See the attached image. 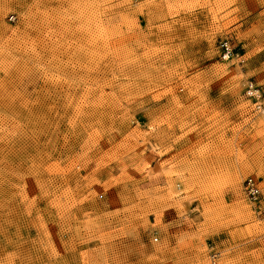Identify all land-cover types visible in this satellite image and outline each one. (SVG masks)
Here are the masks:
<instances>
[{"label":"rangeland","instance_id":"rangeland-1","mask_svg":"<svg viewBox=\"0 0 264 264\" xmlns=\"http://www.w3.org/2000/svg\"><path fill=\"white\" fill-rule=\"evenodd\" d=\"M248 80L264 0H0V264H264Z\"/></svg>","mask_w":264,"mask_h":264},{"label":"built area","instance_id":"built-area-1","mask_svg":"<svg viewBox=\"0 0 264 264\" xmlns=\"http://www.w3.org/2000/svg\"><path fill=\"white\" fill-rule=\"evenodd\" d=\"M219 47L221 49V57L223 59H232L241 57L238 50L229 39H221L219 41ZM226 56V58H224ZM242 62V60H240ZM244 94L252 101L253 110L255 112H264V94H262L261 88L252 81H246L244 87ZM244 192L248 201L253 203L260 213L264 214V204H262V192L259 186V182L256 178L248 177L244 180ZM211 258H215L212 254Z\"/></svg>","mask_w":264,"mask_h":264},{"label":"bare ground","instance_id":"bare-ground-1","mask_svg":"<svg viewBox=\"0 0 264 264\" xmlns=\"http://www.w3.org/2000/svg\"><path fill=\"white\" fill-rule=\"evenodd\" d=\"M225 39H227V38H225ZM224 58H226V56L224 57ZM223 59V58H222ZM223 60H228V59H223ZM255 84H256V82H255ZM245 85H246V83H245ZM256 86H257V84H256ZM262 94H264V93H262ZM257 113H260V114H264V112H257ZM248 177H253V176H248ZM248 177H246V178H248ZM245 178V179H246ZM254 178V177H253ZM244 179V180H245ZM259 186H260V184H259ZM261 188V187H260Z\"/></svg>","mask_w":264,"mask_h":264}]
</instances>
